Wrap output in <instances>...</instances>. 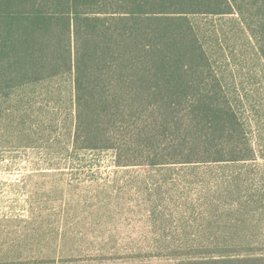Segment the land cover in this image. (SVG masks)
Returning a JSON list of instances; mask_svg holds the SVG:
<instances>
[{
    "label": "trees",
    "instance_id": "trees-1",
    "mask_svg": "<svg viewBox=\"0 0 264 264\" xmlns=\"http://www.w3.org/2000/svg\"><path fill=\"white\" fill-rule=\"evenodd\" d=\"M233 21L264 59V0H0V121L44 130L64 97L73 145L112 149L121 166L251 159L213 45ZM229 243L177 264H264Z\"/></svg>",
    "mask_w": 264,
    "mask_h": 264
},
{
    "label": "rangeland",
    "instance_id": "rangeland-1",
    "mask_svg": "<svg viewBox=\"0 0 264 264\" xmlns=\"http://www.w3.org/2000/svg\"><path fill=\"white\" fill-rule=\"evenodd\" d=\"M227 23L225 37L213 39L216 67L239 95L255 155L121 166L112 149L73 145L74 113L64 97L56 99L58 115L44 130L29 127L32 117L23 126L17 113L6 115L0 264H177L184 254L230 241L264 252V59L242 24Z\"/></svg>",
    "mask_w": 264,
    "mask_h": 264
}]
</instances>
